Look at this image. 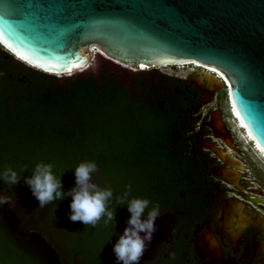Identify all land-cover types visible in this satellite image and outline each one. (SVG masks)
<instances>
[{
  "label": "flooded vegetation",
  "instance_id": "1",
  "mask_svg": "<svg viewBox=\"0 0 264 264\" xmlns=\"http://www.w3.org/2000/svg\"><path fill=\"white\" fill-rule=\"evenodd\" d=\"M2 54L6 60L10 55L0 46V59ZM175 66L128 69L127 84L106 70L132 97L148 103L157 129L134 135L145 139L129 150L161 159L146 169L142 199L151 202L149 209L159 205L161 218L140 264H264V176L254 161L259 156L264 164V157L242 137L219 74L191 64L179 75L169 71ZM11 206L22 228L58 247L62 264H81L66 244L67 234L44 224L45 214L38 219L27 204ZM109 207L114 225L108 226L99 264H118L112 249L130 215L114 198Z\"/></svg>",
  "mask_w": 264,
  "mask_h": 264
},
{
  "label": "water",
  "instance_id": "2",
  "mask_svg": "<svg viewBox=\"0 0 264 264\" xmlns=\"http://www.w3.org/2000/svg\"><path fill=\"white\" fill-rule=\"evenodd\" d=\"M0 46L56 77L82 73L102 54L129 69L213 68L264 153V0H0ZM0 264L62 262L10 204L0 206Z\"/></svg>",
  "mask_w": 264,
  "mask_h": 264
},
{
  "label": "trees",
  "instance_id": "3",
  "mask_svg": "<svg viewBox=\"0 0 264 264\" xmlns=\"http://www.w3.org/2000/svg\"><path fill=\"white\" fill-rule=\"evenodd\" d=\"M139 70V69H138ZM148 103L127 93L122 83L101 69L97 76L59 77L34 70L12 56L0 59V172L5 166L21 173L13 188L0 180V195L27 204L40 219L43 214L53 228L67 234L66 244L72 254L78 253L81 264H99L107 251L108 226L103 219L95 226L71 222V197L54 201V206L39 208L23 179L31 175L35 164L54 165L62 191L75 186L73 170L80 162L94 161L98 172L93 183L110 187L113 198L130 187L129 198H143L147 192V167L160 158L139 156L129 150L138 148L148 134L146 128L156 125L149 117ZM119 135L111 137L110 130ZM160 131V130H159ZM158 131V133H160ZM145 139V138H144ZM15 194V195H13ZM56 251L58 247L54 246Z\"/></svg>",
  "mask_w": 264,
  "mask_h": 264
},
{
  "label": "clouds",
  "instance_id": "4",
  "mask_svg": "<svg viewBox=\"0 0 264 264\" xmlns=\"http://www.w3.org/2000/svg\"><path fill=\"white\" fill-rule=\"evenodd\" d=\"M53 168L52 163H37L31 175L23 179L39 208L53 205L55 212L54 201L71 197L68 216L71 222H81L86 227H95L103 219L105 227L114 225L115 211L109 207L114 194L110 187L100 188L93 183V175L98 172V166L94 161L80 162L74 168L75 186L67 192L62 191L60 179L64 172L57 176ZM22 172L18 173L12 167L5 166L0 172V180L13 188L21 181ZM130 192L131 188L128 187L122 195L115 197L117 204L126 206L130 214L125 222L127 226L112 249L118 264H140L157 231L155 222L161 218L159 205H152L149 209L151 203L149 200L129 198ZM12 201L13 196L0 195V206L10 205Z\"/></svg>",
  "mask_w": 264,
  "mask_h": 264
},
{
  "label": "rangeland",
  "instance_id": "5",
  "mask_svg": "<svg viewBox=\"0 0 264 264\" xmlns=\"http://www.w3.org/2000/svg\"><path fill=\"white\" fill-rule=\"evenodd\" d=\"M14 60L17 61L16 59H14ZM17 62H19V61H17ZM103 68L106 69L108 72L113 73L114 75L120 77V79L122 81H124L125 84H127L126 78L130 74V71H128L129 68L119 66L115 62H111L104 57H96L95 60L93 61V63L91 64V66H89V68L87 70H85L82 73L75 74L73 76L85 77L88 75H97V73ZM184 71H185V68L178 71L177 74L182 75L184 73ZM59 78H60V81L62 82L67 77L59 76ZM230 109H231V107H230ZM109 130H110L111 137H119L118 134H116L112 131V128ZM146 132L147 133H153L156 131H155L153 125H150V127L146 128ZM242 137H243V133H242ZM257 157L254 159L255 168L264 176V164H262L261 161L258 160V159H260V157L259 156H257Z\"/></svg>",
  "mask_w": 264,
  "mask_h": 264
},
{
  "label": "bare ground",
  "instance_id": "6",
  "mask_svg": "<svg viewBox=\"0 0 264 264\" xmlns=\"http://www.w3.org/2000/svg\"><path fill=\"white\" fill-rule=\"evenodd\" d=\"M102 56L104 57V58H107L105 55H103L102 54ZM116 63V62H115ZM194 65V66H196V67H205V68H207V70L208 71H212V72H214V73H217V74H219V76L222 78V76H221V74L219 73V72H217V71H215L213 68H209V67H206V66H203V65H200V64H198V63H192V62H184V63H181V64H177V66H175L176 68H173V69H169V71H172V72H178V71H180L181 69H184L186 66H188V65ZM172 66V65H171ZM163 67V66H162ZM161 67V68H162ZM148 67H144V66H138V68L137 69H139V70H142V69H147ZM189 68V67H188ZM187 68V69H188ZM163 69H161V71H162ZM165 70V69H164ZM193 70V69H192ZM210 75V74H209ZM211 76V75H210ZM209 77V76H208ZM219 78V77H218ZM218 78H212L214 81H216L217 83H219V79ZM232 107V111H233V116H234V118H235V120H236V124H237V127H239V128H241V129H243L244 130V133H243V137H245L246 139H250V140H252V141H254L253 140V138L251 137V135L249 134V132L247 131V129L245 128V126L243 125V123H242V121L240 120V118H239V116H238V114H237V112H236V110L234 109V107L233 106H231ZM231 110V109H230ZM248 141V140H247ZM254 145H255V149L258 151V152H260L261 153V155L264 157V153H263V151L258 147V145L255 143V141H254ZM261 156V157H262Z\"/></svg>",
  "mask_w": 264,
  "mask_h": 264
},
{
  "label": "built area",
  "instance_id": "7",
  "mask_svg": "<svg viewBox=\"0 0 264 264\" xmlns=\"http://www.w3.org/2000/svg\"><path fill=\"white\" fill-rule=\"evenodd\" d=\"M230 111H231V110H230ZM242 130H243V129H242ZM243 131H244V130H243ZM248 142H249V144H254V141H252V140H250V139H249ZM254 146H255V145H254Z\"/></svg>",
  "mask_w": 264,
  "mask_h": 264
}]
</instances>
